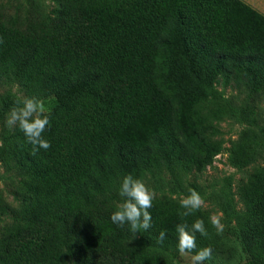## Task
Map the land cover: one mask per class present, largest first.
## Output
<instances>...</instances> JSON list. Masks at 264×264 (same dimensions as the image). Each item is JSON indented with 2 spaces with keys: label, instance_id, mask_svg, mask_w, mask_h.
Wrapping results in <instances>:
<instances>
[{
  "label": "trees",
  "instance_id": "trees-1",
  "mask_svg": "<svg viewBox=\"0 0 264 264\" xmlns=\"http://www.w3.org/2000/svg\"><path fill=\"white\" fill-rule=\"evenodd\" d=\"M0 41V83L18 84L24 97H57L47 150L34 151L18 126L1 129L17 204L0 193V264H172L177 225L198 218L207 235L195 233V251L216 252L222 236L209 216L182 217L168 197L154 198L147 231L110 217L126 175L200 174L223 150L222 113L210 105L217 88L264 99V16L239 0H53L31 13L0 3ZM263 143L245 134L231 165H248ZM263 188L264 166L241 188L256 252H264Z\"/></svg>",
  "mask_w": 264,
  "mask_h": 264
},
{
  "label": "rangeland",
  "instance_id": "rangeland-1",
  "mask_svg": "<svg viewBox=\"0 0 264 264\" xmlns=\"http://www.w3.org/2000/svg\"><path fill=\"white\" fill-rule=\"evenodd\" d=\"M0 3L10 12L22 13L48 12L53 6V0H0ZM22 98L24 94L18 84L0 83V145L1 129L7 127L5 121L8 113L16 100ZM43 101L49 110L57 97ZM210 105L219 108L222 113L215 125L223 150L212 163L200 174L185 173L179 168L154 171L147 174L143 182L157 198L168 197L180 202L190 189L202 196L205 203L200 210L210 220L213 216L218 218L221 228H215L222 236L219 248L203 264H264V252L252 250L247 234L248 227L254 223L241 218L244 212L241 188L255 170L264 166V143L257 148L252 161L245 167L236 168L230 163L232 144L239 142L245 134L254 133L264 138V99L244 90L217 88V97L212 99ZM16 184V176L7 172L0 162V193L13 205L17 204L13 195ZM6 220H0V228ZM171 259L172 264H192L189 253L173 254ZM69 264L77 263L71 261Z\"/></svg>",
  "mask_w": 264,
  "mask_h": 264
},
{
  "label": "clouds",
  "instance_id": "clouds-1",
  "mask_svg": "<svg viewBox=\"0 0 264 264\" xmlns=\"http://www.w3.org/2000/svg\"><path fill=\"white\" fill-rule=\"evenodd\" d=\"M47 112L48 109L43 100L36 97H24L16 100L15 105L8 113L5 124L9 128L18 126L24 133L27 143L33 146L34 151L47 150L51 147L50 142L44 137L45 130L50 124ZM118 194L122 202L111 214V221L120 227L128 225L133 234L141 230L147 231L151 227L152 217L149 209L155 198L154 191L149 189L141 179L134 178L129 174L123 178ZM204 203L202 196L197 191L190 189L189 194L180 200L181 208L185 209L181 216L186 217L198 211ZM211 221L215 227L221 228L217 217H211ZM176 232L178 233V251L182 255L193 253L196 250L195 233L207 235L204 221L199 218L195 220L191 228L186 223L178 224ZM165 235V232H160L157 243L162 244ZM211 257L212 249L210 247L202 248L192 255V264H203Z\"/></svg>",
  "mask_w": 264,
  "mask_h": 264
},
{
  "label": "crops",
  "instance_id": "crops-1",
  "mask_svg": "<svg viewBox=\"0 0 264 264\" xmlns=\"http://www.w3.org/2000/svg\"><path fill=\"white\" fill-rule=\"evenodd\" d=\"M264 16V0H239Z\"/></svg>",
  "mask_w": 264,
  "mask_h": 264
}]
</instances>
